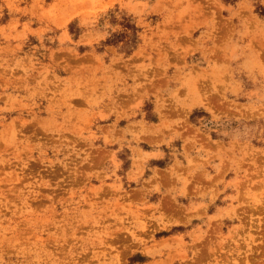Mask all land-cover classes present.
I'll list each match as a JSON object with an SVG mask.
<instances>
[{
  "label": "rangeland",
  "instance_id": "rangeland-1",
  "mask_svg": "<svg viewBox=\"0 0 264 264\" xmlns=\"http://www.w3.org/2000/svg\"><path fill=\"white\" fill-rule=\"evenodd\" d=\"M0 264H264V0H0Z\"/></svg>",
  "mask_w": 264,
  "mask_h": 264
}]
</instances>
